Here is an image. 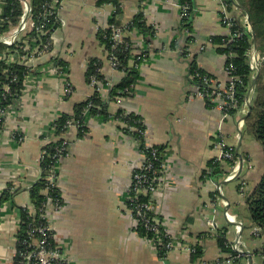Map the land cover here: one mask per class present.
Segmentation results:
<instances>
[{
	"label": "crops",
	"instance_id": "crops-1",
	"mask_svg": "<svg viewBox=\"0 0 264 264\" xmlns=\"http://www.w3.org/2000/svg\"><path fill=\"white\" fill-rule=\"evenodd\" d=\"M115 1L120 6L116 16L120 26L141 13L152 31L126 32L133 54L146 53L131 94L119 102H109L105 89L101 96L111 115L121 108L142 118L147 146L164 147L166 170L153 195V210L175 245L161 259L153 242L135 232L136 221L126 211L125 199L132 171L142 155L137 142L120 130L118 120L98 117L87 119L84 137H79L76 126H69L63 135L67 156L59 162L57 180L63 210L51 218L56 243L71 264H252V252L264 254L262 240L245 247L247 253L240 243L245 222L249 221L245 215L247 197L264 172L261 148L244 130L252 96L245 101L247 114L240 115L241 107L239 112L224 116L197 97L188 73L190 62L195 60L198 68L225 81V57L209 45L211 37L227 32L219 20L218 0H194L191 32L181 27L178 0ZM98 2H62L63 23L52 35V51L67 64L66 76L52 70L51 57L41 59L27 76L19 103L6 118L0 135V188L2 192L10 189L13 195L0 209V264L13 263L19 210L34 208L29 189L41 178L39 156L53 139V121L61 114H70L75 103L92 94L84 80L87 63L90 59L103 60L101 72L112 84L123 77L104 59L105 52L96 37L97 25L105 26L117 9L112 2ZM236 7L232 8L235 17L247 21ZM65 82L73 88L68 96L63 93ZM241 119L243 125L239 127ZM13 130H19L24 140L11 142L9 133ZM217 135L234 148L237 165H242L231 180L226 179L231 170L226 164L225 176L216 181L201 179L207 162L215 156L212 144ZM233 182L234 186L227 184ZM235 222H240L239 232ZM247 226H251L250 221ZM222 232L229 246L241 252L239 262L219 248L216 238ZM194 245L201 249L198 259L189 250ZM243 256L248 263L242 261Z\"/></svg>",
	"mask_w": 264,
	"mask_h": 264
},
{
	"label": "trees",
	"instance_id": "trees-1",
	"mask_svg": "<svg viewBox=\"0 0 264 264\" xmlns=\"http://www.w3.org/2000/svg\"><path fill=\"white\" fill-rule=\"evenodd\" d=\"M45 2L46 0H30L31 14L33 19L37 20V16L41 14L42 5ZM108 2H112L113 5L116 6L117 11L112 15L107 23L110 26H120L116 22V16L120 12V6L118 5L119 3L115 0H99L98 4H104ZM178 2L181 5H187L189 8L188 16L181 19V27L191 32V22L194 14V0H178ZM226 2L228 5H230V14L235 18L232 30L241 28L240 20H238V17H235L236 12L232 10V8L234 9V6H239L240 8L236 7V11H240L242 16H248L250 26L255 34L257 52L260 61V73L253 87V94L249 95L252 96L251 104H249L250 113L245 119L244 130L250 133L254 140L259 144L262 152V162L264 164V0H226ZM1 5L3 17L7 19H4L5 23L0 28V31L5 32L10 27L15 26L18 23L19 17L22 13V7L18 0H3ZM38 20H41V18L38 17ZM46 24L47 25L45 27L44 35L33 31L28 34V38H38L40 39L39 41L46 42L49 40L50 42V36L60 27V24L55 23L53 17L48 19V21L46 20ZM126 26L127 32L133 31L134 29H137L141 34L145 32L150 33L152 31L151 28L145 24L141 13L135 15ZM109 34V27L104 29L99 28L96 31V37L105 52L104 59L107 61L108 54L113 53L118 59L119 63L117 66V71L123 74L122 79L119 82L112 84L111 88L107 91L109 102H111L115 101L119 97H127L131 94L134 85L139 79L138 66L142 63L141 56L146 53L142 52L140 55H134L132 43L128 36H125L123 40L124 42L122 44H118V46L112 49V42L110 41ZM209 45L214 48L216 53L225 57V66L229 64L233 66L234 70L232 76L240 81L236 85L235 89L238 108L229 112V115H233L236 112H239L238 109H240L242 104L246 100L248 101L250 98L249 97L246 99V95L252 82V76L256 71L251 70L248 64L250 51L253 47V40L251 35H244L234 40H229L225 35H217L211 37ZM7 50H14V46L7 47L3 44H0V53ZM139 57L140 59H137ZM51 62H53L55 66L67 70V64L58 58L51 57ZM102 67L103 60H89L84 72V80L87 84H90L91 78H95L96 86L91 87L93 90L92 94L83 101L75 103L70 114H61L52 123V129L50 133L53 139L42 148V150L46 152V156H44V159L40 161L41 178L29 189L30 200L36 211V214L35 216H31L24 208L19 210V239L25 238V231L27 230L30 222L36 225L40 224L38 218V209L42 207L45 201L44 191L48 188L46 177L48 176L52 165H54L60 157L58 154V147H60L63 143V135L69 126H76L79 137H84L88 132L86 125L88 118L98 117L103 121H109L111 119L120 121V130L137 142L138 150L144 156V165L146 166L150 163L152 167L150 171L143 170V168L140 169L139 167L135 168L132 171L131 181L133 182V176L136 174L145 173L149 178L159 177L161 175V165L165 160L164 147L159 145L147 147L145 142V126L140 116L135 115L134 113H127L121 108H119L114 115L109 113L108 105L103 102L101 91L97 90L98 87H103L105 82L108 81L101 72ZM188 73L191 76L190 82L193 85L200 84V78L196 76L197 74L214 78V75H210L198 68L195 60L190 62ZM26 74L27 71L25 70V67L18 64L7 65L3 61H0V110H6L12 99V96H8V94L5 93L4 87H9L10 94L18 93L22 87V82L26 77ZM14 77L16 78L17 83L11 82L12 78ZM225 80L227 81V79ZM204 100L208 107H213V103L211 102L210 98H204ZM3 123L4 121L0 123L1 127L4 125ZM129 126H133L136 130L130 131L128 128ZM154 150L155 154L152 155V151ZM64 154V151L61 152V156ZM235 158H237L236 152ZM225 164L228 167H232L234 165V161L226 162L215 160L214 157L211 158L207 162L206 168L201 173V179H210L216 181L218 178L225 176L228 173L224 168ZM243 187L244 185L242 188ZM240 188L241 186H239V192L241 190ZM48 192L53 198L60 197V190L58 187L48 188ZM12 195L13 194L10 192V189H6L2 192L0 196V209L4 202L12 199ZM136 205H147L148 208L142 210L144 213V219L136 218L137 222L135 232L139 235V237L148 239L153 243L156 236L158 235L162 240L163 245L156 244L157 254L159 258H165L167 251L164 248V244L167 243L170 238L165 233L161 218L154 214V201L152 194L148 193L144 195L142 193H136L134 188L131 186L128 189L127 197L125 199V207L133 208L135 212L134 207ZM247 208L250 222L256 229L260 230L262 235H264V172L258 178L253 191L247 197ZM134 212L133 218H135ZM155 220L159 222V225H156L157 234L147 227V223L148 225L154 224ZM216 240L223 253L231 255L232 258H234V262L240 261L241 256L239 259H237L239 254L229 246L223 232L217 235ZM17 248L19 249V244H17ZM192 248L194 249V252L191 254L192 257L195 259L201 257L200 247L194 245ZM262 256H264V254H262Z\"/></svg>",
	"mask_w": 264,
	"mask_h": 264
},
{
	"label": "built area",
	"instance_id": "built-area-1",
	"mask_svg": "<svg viewBox=\"0 0 264 264\" xmlns=\"http://www.w3.org/2000/svg\"><path fill=\"white\" fill-rule=\"evenodd\" d=\"M22 7V13L19 17V23H17L15 26L10 27L7 31L1 32L0 31V44H3L7 47L14 46V50L10 51H4L0 53V61H3L7 65H21L25 67V70L27 71L26 77L24 78L22 82V87L19 90L18 93L10 94V90L8 86L4 87L5 93L8 94V96H12L11 103L7 107L6 110H0V123L4 121L3 124H5L6 118L9 114L13 113L15 105L19 103V100L21 96L24 94L25 91V80L28 75L32 74V71L30 70V64L29 62L34 61V65H37V61L43 59L46 56L52 57L51 53H53L51 44H52V35L50 36V42L49 40L39 41L38 38H28V34L31 32H37L41 33V35H44L45 33V27H46V20L50 18H54L55 23H59L60 25L63 23L60 11H61V5L64 0H46V2L42 5V11L39 16H37V20L32 18L31 14V6H30V0H18ZM2 2L3 0H0V28L5 23L4 19H7L3 17V10H2ZM219 2V20L223 27L226 29L225 36L229 40H234L237 38H240L244 35H250V27L248 22L244 19L240 21V29L232 30V27L234 26L235 18L230 14L229 7L230 5L227 4L226 0H218ZM178 7L180 9V17L186 18L188 16V6L187 5H181L178 2ZM38 17L41 18V20H38ZM110 28V34L109 38L112 42V49H114L118 44H122L124 41V38L126 36V28L127 26H116V25H108V23L101 27L97 25V30L99 28ZM22 42V43H21ZM205 46H201L200 50H204ZM52 58H55L54 56ZM137 59H140L137 58ZM142 61H145V58L141 56ZM107 61L111 68L113 70H118V59L116 56L111 53L108 54ZM258 62V57H255L252 49L250 51L249 55V68L251 70H256ZM36 67V66H35ZM53 71H55L58 75L65 77V72L63 68L57 67L54 65L52 68ZM224 74L226 76L224 82L218 80L217 78H211L206 75H199L200 78V84L194 85L195 88V94L199 98H210V100L213 102V106L218 108V110L221 111V113L224 116H228L229 112L233 109H237L238 102L236 97V85L240 82L232 76L233 73V66L232 65H226L224 66ZM11 82H16V78H12ZM90 86L94 87L96 86V80L94 77L90 80ZM112 86V83L108 80L105 82V85L103 86L105 90H109ZM103 87H98L97 90L101 91ZM102 88V89H101ZM73 92L72 86L65 82L63 93L64 96H68ZM120 97L117 98L115 101L119 102ZM248 102V101H247ZM120 122V121H119ZM243 125V120L239 121V127ZM130 131H135L133 126L128 127ZM4 131V125H0V135ZM9 140L13 143H20L22 140H24L21 132L19 130H13L9 133ZM67 147L68 144L64 140L60 147H58V154L60 155L59 159L56 161L54 165L49 170L48 177L46 179L48 183V188H54L58 187L57 180H58V166L61 159L65 156H67ZM150 147V146H147ZM212 150L215 152V160H221L226 162L234 161V165L231 167L230 174L226 177L227 180H231L236 176V173L238 171V165L237 161H235V150L234 148L229 145L220 135H217L215 141L212 144ZM65 152L64 155L61 156V152ZM155 154V150L152 151V155ZM142 155V160L139 163V168L143 170H151L150 163L146 166L144 165L145 160L144 156ZM44 156H46L45 151H41V154L39 156V162L44 159ZM145 166V167H143ZM137 167V168H138ZM166 170L165 161L161 165V175L159 177H152L149 178L145 173L136 174L133 176V182L131 181L129 184L130 188L131 186L134 188L136 193H142V194H152L153 195L158 191L161 183V179L163 177V174ZM244 183H242V186ZM241 186V190H242ZM47 190L44 191L45 201L38 209L39 212V221L40 224H33L32 222L29 223L27 230L25 231V238L19 239L18 234L15 236L16 243L19 244V249L16 248L15 254H14V260L12 264H71L70 260L68 259V256L66 252L61 249V247L56 243L55 240V234L53 231V228L51 226L52 217L56 214H59L63 210V201L60 197L53 198ZM6 190V189H5ZM4 191V190H3ZM2 194V188H0V196ZM147 205H136L134 207L135 212L133 208L126 207V211L133 216V212L135 213V221L137 222L136 218L144 219V213L143 209H147ZM31 216H35L36 211L33 208L26 209L24 208ZM148 222V221H147ZM156 225H159V222L155 220L154 224L147 223V227L155 232L157 234V227ZM164 227V226H163ZM166 235L170 238V240L164 244V248L166 249V255L169 251L173 250L174 248V240L173 236L169 234V232L166 231L164 228ZM240 230V222H237L236 231L239 232ZM261 235L260 230L256 229L253 231V236ZM156 248V244L163 245L162 240L157 235L155 238V241L153 243ZM190 251H194L193 249H189ZM238 254V250H236Z\"/></svg>",
	"mask_w": 264,
	"mask_h": 264
},
{
	"label": "rangeland",
	"instance_id": "rangeland-1",
	"mask_svg": "<svg viewBox=\"0 0 264 264\" xmlns=\"http://www.w3.org/2000/svg\"><path fill=\"white\" fill-rule=\"evenodd\" d=\"M18 23H19V21H18ZM53 39H51V41H52ZM53 47V42H52V44H51V48ZM51 56L53 57L54 55H53V53H51ZM38 62H39V60L37 61V65H38ZM29 64H30V70L31 71H34L36 68H35V66L36 65H34V61L33 62H29ZM33 73V72H32ZM65 80H66V78H65ZM90 85V84H89ZM247 104L244 102L243 104H242V111L240 112V115L242 116V115H244V114H247ZM242 120V119H241ZM240 121V120H239ZM247 132V131H246ZM50 142V141H49ZM48 142V143H49ZM236 160H237V158H236ZM240 164L241 163H239V166H238V171L240 170ZM242 166V165H241ZM230 174V170H229V173H228V175ZM227 175V176H228ZM48 177V176H47ZM47 177H46V179H47ZM227 184H231L232 186H234V182L233 183H227ZM223 186H225V185H223ZM244 190V187L242 188V190H240V193H242V191ZM245 215H247V217H249V213H248V211H246V214ZM250 221V220H249ZM249 221L248 222H245V227H244V230H243V232H242V234L240 235V240H241V245H243V252L245 253H247V251H246V249H245V247H248V246H252V245H254V244H257V242H259V240H262L263 242H264V236H261V237H254V236H252L251 235V231L255 228L253 225H252V223L250 222V224H251V226H247L248 224H249ZM234 225H235V227L237 226V224H236V222L234 223ZM256 248H254V249H252L251 250V252L252 251H254ZM259 256H257V255H255L253 252H252V259H253V262H252V264H264V256H262V255H260V254H258ZM262 258H261V257ZM242 261L243 262H247L248 263V260L246 259V256H243V258H242Z\"/></svg>",
	"mask_w": 264,
	"mask_h": 264
},
{
	"label": "water",
	"instance_id": "water-1",
	"mask_svg": "<svg viewBox=\"0 0 264 264\" xmlns=\"http://www.w3.org/2000/svg\"><path fill=\"white\" fill-rule=\"evenodd\" d=\"M238 7H239V6H238ZM239 8H240V7H239ZM246 18H247V22H248L249 27H250V30H251V31H250V35H251V38H252V40H253L252 52H253V54H254L255 57H258V52H257V46H256L255 34H254V32L252 31V28H251V26H250L248 16H246ZM255 73H256V74H255V76L253 77L252 82H251V85H250V90L248 91V93H247V95H246V99L249 98L250 92H251L252 88L254 87L255 82H256V79H257V77H258V75H259V73H260V61H259V57H258V62H257V67H256V71H255ZM248 112L250 113V106H249V110H248ZM240 167H241V164H240Z\"/></svg>",
	"mask_w": 264,
	"mask_h": 264
}]
</instances>
